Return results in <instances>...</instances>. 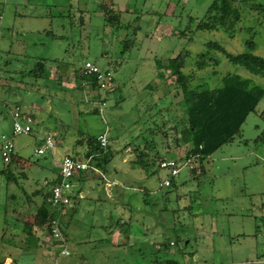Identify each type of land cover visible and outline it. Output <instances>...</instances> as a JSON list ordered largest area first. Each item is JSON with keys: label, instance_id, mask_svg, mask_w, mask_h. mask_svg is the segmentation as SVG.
<instances>
[{"label": "rangeland", "instance_id": "374dc122", "mask_svg": "<svg viewBox=\"0 0 264 264\" xmlns=\"http://www.w3.org/2000/svg\"><path fill=\"white\" fill-rule=\"evenodd\" d=\"M15 1L0 0V145L5 134L17 151L6 162L0 150V263L138 264L141 249L142 262L151 261L153 251H167L179 264H264V96L241 136L202 166L180 159L185 155L180 148L167 158L179 159L177 176L157 163L148 173L135 163L146 142L152 144L149 155L166 156L179 146L186 104L182 84L168 68L179 53L185 55L183 71L191 87L220 86L228 71L264 86V77L206 44L214 41L240 53L252 40L253 51L264 57V11L252 6L264 0L238 1L241 19L233 28L216 30L196 29L212 0H47L48 5L20 6L23 16L16 20ZM102 2L120 14L119 24L107 23ZM32 8L47 9L36 22L41 31L22 30L24 21L32 24L22 19ZM43 58L52 66L66 65L65 81L30 76L31 65ZM87 61L114 73L118 89L102 91L86 83L81 75ZM18 67L26 74L17 76ZM64 82L68 87L60 88ZM103 99L107 105L98 110ZM35 105L40 108L32 131L15 134L16 107L28 112ZM50 132L53 148L38 154ZM102 133L110 153L97 167L93 156L94 168L75 178L70 203L52 207L68 239L66 256L64 246L33 221L44 196L61 182V156L95 155L93 141Z\"/></svg>", "mask_w": 264, "mask_h": 264}, {"label": "trees", "instance_id": "16d2710c", "mask_svg": "<svg viewBox=\"0 0 264 264\" xmlns=\"http://www.w3.org/2000/svg\"><path fill=\"white\" fill-rule=\"evenodd\" d=\"M238 1L240 0H212L206 11L205 17L201 21H198L196 29L216 30L219 28H225V26H227L226 28L228 29L233 28L235 22L241 19L240 9L236 5ZM244 1L248 2L250 0ZM260 4L261 3L253 1V5H251L264 11V5ZM100 6L104 10L105 20L108 24L115 26L119 24L120 14L114 12L106 2L100 3ZM206 44L209 49H217L224 53L232 63L243 66L254 75L264 77V57L253 51L254 44L252 40L246 41L247 49L240 53H231L227 51L223 45L214 41H208ZM202 56H206V53H203ZM175 61L177 62L176 65H174ZM46 63V59L44 58L38 60L37 71L40 69L42 70ZM95 64L98 65L97 63ZM185 66L186 61L183 52L179 53L176 57L171 58L168 62V68L171 73L176 75L177 79H179L182 84L183 97L186 104L184 119L178 123L179 125L182 124V128L179 131L180 140H177L179 146L177 148H171V152H168L166 156L158 152H153L149 155L148 153L151 152L149 150L152 147V144L146 142L145 146L148 148H143V151L137 154V159L135 161L138 166L143 168L144 171H147L146 173H148L149 168L156 165V163L161 166V162L169 158L172 153L179 150V148L180 150L183 149L185 154L184 156L180 155V159L185 158L186 160H192L195 163L198 162L199 165L202 166L206 157L213 154L224 144L230 143L237 137L241 136L242 125L247 116L256 109L258 103L264 96V86L256 82L253 77L244 76L232 71H228L223 76L220 86L207 87L203 84H199L195 87H191L189 84V74L187 75L183 71ZM100 69L109 71L108 68L100 67ZM77 70L78 68L76 71ZM44 74L45 73H42L40 76H43ZM81 76L86 77V83L90 82L94 88L97 87L98 82L96 75L82 74ZM198 78L201 80V77ZM116 89H118V86ZM165 124L166 122L164 121L163 126ZM164 127L165 129L167 128V130L169 128L168 125H165ZM177 127L176 124L174 128L177 129ZM158 129H160V126ZM167 130L163 131L165 135L168 134ZM154 131L152 130L151 132L155 133ZM98 136L94 138L91 151H95V155H89L95 157L96 167L102 164H98V162L104 154L110 153L108 145L102 146L98 140ZM256 140L259 139L257 138ZM15 154L16 153L12 155L11 160L15 158ZM73 156L76 157L75 155ZM175 160L178 161L179 159L175 158ZM191 170L192 172H196V166H192ZM51 190L46 196H44L45 199L39 206L33 221L34 226L40 230L46 229L48 232L51 231V219L57 216V212L52 210V205L48 202ZM28 227L29 226L26 227L25 225L24 230L28 231V234L33 235L31 228L30 230H27ZM63 228L62 225V231L65 236L66 233ZM169 245L170 240L163 243L165 249H168ZM153 253L154 256L151 261L142 262L145 260L144 256L146 255L143 254L141 249H139V258H135V262L137 261L138 264H179L178 261L170 257V254L167 251L161 254L158 251H153ZM130 263L131 262H129V264ZM0 264H3V262Z\"/></svg>", "mask_w": 264, "mask_h": 264}, {"label": "built area", "instance_id": "2783aa9c", "mask_svg": "<svg viewBox=\"0 0 264 264\" xmlns=\"http://www.w3.org/2000/svg\"><path fill=\"white\" fill-rule=\"evenodd\" d=\"M2 18L0 12V20ZM84 72L89 75H96L98 85L97 87L102 91L113 92L116 89V81L113 73L110 71L101 70L98 65L93 62L87 61L84 64ZM107 100H102L98 105L100 110V105H107ZM13 129L15 134H27L32 131V118L28 112L21 111L17 106L13 112ZM2 144L0 145V150L2 156L6 162L11 161L12 155L15 153V146L12 139L8 138L7 135L3 134L1 136ZM98 140L102 146L108 145V137L106 133H102L98 136ZM54 146V139L51 135L47 136L42 147L37 149L38 154L44 153L47 149H52ZM93 156H89L86 159H79L74 157L72 154H65L60 161V176L61 182L52 187L51 195L48 198V202L52 207H64L71 201V189L77 178L82 172L87 171L89 168H94L92 166ZM161 166L170 170L172 176H177L179 174V163L174 159H166L162 161ZM165 184H169L170 180L166 179ZM51 231L49 232L53 240H58L61 245L64 246L61 254L70 255V251L67 247V239L62 231L61 220L58 216L54 217L50 221ZM155 264V263H154Z\"/></svg>", "mask_w": 264, "mask_h": 264}, {"label": "crops", "instance_id": "0c3cea01", "mask_svg": "<svg viewBox=\"0 0 264 264\" xmlns=\"http://www.w3.org/2000/svg\"><path fill=\"white\" fill-rule=\"evenodd\" d=\"M4 2H5V4H7V2H6V0H4ZM48 5L49 4V1H47V0H17V1H15V2H13L12 3V6H13V12H14V19L16 18V16L19 14L20 16H23V13L22 12H19L18 11V9H19V7L21 6H26V7H28V6H31V7H38L39 5ZM44 11H46V13H47V9H43V8H40V9H35L34 10V8H32V10H30V12L32 13V15H28V16H26V17H24V18H22V19H29V21H31V25L30 26H32V28H30V26H25V25H27V20L26 21H24L23 22V24H21L22 26V30L23 31H27V30H31V31H34V32H37V31H41V27H40V25L38 24V23H36L37 22V20L38 21H40V18H42V16H40V14H43V13H45ZM1 14H2V12H1ZM16 20V19H15ZM0 24H3V14H2V18H1V20H0ZM33 24L35 25V26H33ZM39 25V26H38ZM25 30H24V29ZM14 29V28H13ZM45 29H47V28H44V30ZM43 30V29H42ZM15 32H16V30H15ZM25 55V54H24ZM37 61L38 60H35V62L33 63V65H31V69L29 70L30 72H29V74H30V76L31 75H33L34 77H35V81H39V80H37L38 79V77H41L40 79H46V81H49V80H51V81H65L64 79H62V76H63V71L62 70H64L63 69V67H65L66 65H62V66H52V65H50V64H45V66H44V70L42 69H40L39 71H37ZM46 62H47V60H46ZM60 62V61H59ZM61 64H64L63 62L61 63ZM62 67V68H61ZM14 71H17V73H16V75L17 76H20L21 74L23 75V74H26L25 73V70L24 69H22V68H15V69H13ZM75 72V71H74ZM19 73H21L20 75H19ZM42 73H45L43 76H40ZM74 75H75V73H74ZM76 77V76H75ZM13 78V77H12ZM14 79V78H13ZM3 80H5V81H7V79L6 78H3ZM17 81H27V80H25V79H17ZM45 81V80H44ZM53 84V83H52ZM36 85V86H35ZM34 87H36L37 88V84H34L33 85ZM33 87V88H34ZM39 87V86H38ZM62 87H68V85H66V82H64L63 84H60V88H62ZM35 88V89H36ZM40 88V87H39ZM39 108L40 107H38V106H34L33 108H31V110H26V111H28V113H29V115H30V117L32 118V120H37V118H38V111H39ZM45 125V124H44ZM52 133H55L54 131L52 132ZM51 132L47 135V136H49V135H51L52 137H53V134H52ZM54 139V138H53ZM64 140V139H63ZM65 141V140H64ZM54 144H55V141H54ZM14 146H15V143H14ZM73 151V150H72ZM17 151H16V147H15V153H16ZM65 154H71L70 152H65L62 156H61V158L59 159V161H58V166H60V161H61V159H62V157L65 155ZM72 155H74V154H72ZM8 258H10V257H8ZM7 258V259H8ZM11 259V258H10ZM3 264H8L7 262H4ZM38 264H42V263H38Z\"/></svg>", "mask_w": 264, "mask_h": 264}, {"label": "water", "instance_id": "95a60500", "mask_svg": "<svg viewBox=\"0 0 264 264\" xmlns=\"http://www.w3.org/2000/svg\"><path fill=\"white\" fill-rule=\"evenodd\" d=\"M103 161V159L101 158V160H100V162H99V164H101V162Z\"/></svg>", "mask_w": 264, "mask_h": 264}]
</instances>
